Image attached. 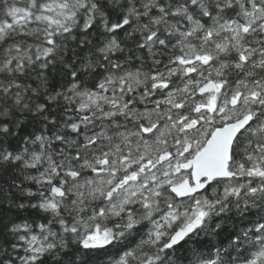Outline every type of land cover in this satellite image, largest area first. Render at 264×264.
<instances>
[{
	"label": "snow or ice",
	"instance_id": "obj_1",
	"mask_svg": "<svg viewBox=\"0 0 264 264\" xmlns=\"http://www.w3.org/2000/svg\"><path fill=\"white\" fill-rule=\"evenodd\" d=\"M0 264H264V0H0Z\"/></svg>",
	"mask_w": 264,
	"mask_h": 264
}]
</instances>
